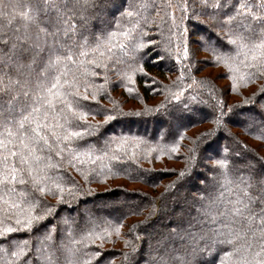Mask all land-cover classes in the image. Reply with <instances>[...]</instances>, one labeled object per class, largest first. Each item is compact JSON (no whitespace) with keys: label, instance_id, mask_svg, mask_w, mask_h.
I'll use <instances>...</instances> for the list:
<instances>
[{"label":"snow or ice","instance_id":"6c2138e0","mask_svg":"<svg viewBox=\"0 0 264 264\" xmlns=\"http://www.w3.org/2000/svg\"><path fill=\"white\" fill-rule=\"evenodd\" d=\"M164 7L180 13L179 24L177 18L171 15L172 26L169 29L170 35L177 37L175 56L178 62L189 57L190 47L184 40L185 37L190 40L193 35L185 22H193L195 26L203 23L200 16L207 15L226 31L231 50L221 52L223 45H215L207 30L201 31L195 42L211 51L217 62L231 65L234 72L238 71L236 65L239 64L255 68L260 75H264V0H238L237 3L233 0H176L175 3L164 0ZM149 8H157L155 0H142L138 4L135 0H127V6L125 0H0V254L6 258L5 264H59L57 249L53 246L54 227L37 235L34 247L31 239L14 236L21 231L39 233L44 228L43 222L55 215L57 208L44 204L40 197L56 195L57 204H61L65 195L77 194L74 182L72 187L66 188L64 178L59 174L53 176V170L62 167L61 160L64 159L73 167L77 163L104 159L119 161V156H109L107 151L96 155L101 150L91 142V138L99 136L102 129L117 116L153 114L145 109L135 113L106 114L102 123L90 124L87 121L88 115L100 114L101 110L93 111L86 102H96L104 88V85H96L89 80V77L99 75L96 71H89V68L95 66L107 70V60L111 59L115 47L108 45L112 44L117 33L102 30L93 42L81 32L89 20L109 11L118 27L125 18L134 20L139 17L131 29L136 31L141 22L150 23L146 16L141 15V10L146 12ZM168 17L165 12L161 23ZM181 24L184 25L183 31H180ZM131 31L123 30L119 35L129 36ZM142 35L147 36V32ZM162 42L148 40L146 44L139 40L131 47L119 44L124 56L130 59V63L116 60L117 64L126 65L127 71L120 74L128 84L133 82V73L147 75L137 65V61L142 59L139 55L141 50L148 45L159 47ZM45 45L48 59L37 70ZM172 45L173 40L169 38L163 49L168 56L172 55ZM28 53L32 54L31 59L25 63ZM80 57L84 59L80 60ZM72 66H76L78 71L72 72ZM236 78L232 77L233 80ZM239 79L243 80L244 76ZM235 87L233 83V89ZM127 91L131 93L133 89L127 87ZM261 97H264V85L246 98L242 105H230L227 111H224L223 105L219 106L211 121L214 127L193 140L188 148V163L179 173L177 181L183 179L197 162L201 141L210 142L234 120L249 127L255 123L257 117L264 114V99ZM174 98L179 99L178 96ZM154 114L160 115L159 111ZM165 115L175 122L177 130L206 119L205 116L195 115L188 105L179 111L175 108L166 111ZM170 128L171 124L168 129H161L162 138L170 134ZM179 138L184 139V136ZM260 138L264 139V129ZM132 141L137 144L142 142L136 137ZM111 142L127 144L130 141L123 136L106 139V143ZM235 144L236 150L232 154L245 161L243 171L246 174L236 180L229 179V149L225 146L224 155L214 163L220 169L217 175L230 185L227 190L233 198L224 200L221 194L198 209V214L216 227L191 237L194 247L186 256L178 258L180 264H264V158L256 157L240 141ZM178 147L173 143L170 152L175 153ZM106 167L111 173L112 167ZM177 181L165 186V193L152 202L151 210L141 224H146L155 215L159 200L175 187ZM17 186H20L19 190ZM200 199L203 201L206 197L201 195ZM221 204L223 207H220ZM129 207L135 212V207ZM64 223H68L66 218ZM138 227L140 225L134 226L131 231ZM113 233L120 235V224L108 221L107 226L99 231L92 228L79 239L72 237L69 245H64L62 241L59 250L64 264H101L103 252L88 250L89 246L102 248ZM135 239L139 242L141 236L137 235ZM97 241L100 243L97 244ZM201 241L203 247H200ZM125 246L130 248V252L123 254L125 264H129L131 254L137 251V244L125 240ZM156 264H166V261L160 258Z\"/></svg>","mask_w":264,"mask_h":264},{"label":"trees","instance_id":"16d2710c","mask_svg":"<svg viewBox=\"0 0 264 264\" xmlns=\"http://www.w3.org/2000/svg\"><path fill=\"white\" fill-rule=\"evenodd\" d=\"M135 2L138 4L142 0H135ZM173 2L175 3L176 0ZM233 2L237 3L238 0H233ZM155 4L157 8H149L146 12L141 10V15L146 16L150 23L141 22L136 31H131V29L135 20L140 19L139 17H135L134 20L125 18L118 27L111 11L89 20L86 28H81L83 35L88 36L93 42L102 30L117 33L113 37L112 44L108 45L109 47L115 45V47H113L111 59L107 60V70L104 67L91 66L89 68V71L99 73L95 77H89V80L96 85H104V88L96 102H86L93 111L101 110L100 114L88 115L87 121L90 124L102 123L106 114L135 113L145 109L151 110L153 114L117 116L102 129L99 136L91 138V142L101 150L97 151L96 155H102L103 151H107L109 156L112 154L119 156V161L104 159L84 164L77 163L73 167L67 163V159L55 158L61 160L62 167L53 170L52 175L62 176L66 188L72 187L74 182L78 189L77 194L65 195L64 202L61 204H57L56 195L47 194L40 197L44 204L57 208L55 215L43 222L44 228L40 229L39 233L28 234L21 231L15 233L14 236L31 239L34 247L37 243L35 237L41 235L45 229L54 227L53 246L57 249L59 264H64L59 250L62 241L64 245H69L72 237L79 239L84 232L92 228L99 231L107 226L108 221L119 222L120 235L116 236L113 233L110 241L104 242L102 248L90 245L88 249L103 252L101 264H125L123 254L130 252V248L125 246V240H131L137 244V251L131 254L129 264H156L160 258H164L166 264H180L178 258L186 256L194 247L191 237L216 227L205 221L204 217L198 214V209L208 200L221 194L224 200L233 198L227 190L230 185H227L217 175L220 169L214 163L216 159L224 155V147L227 146L229 149V179L231 180H236L246 174L243 171L245 161L239 162V159L232 154L236 150V141H240L243 146L252 150L256 157L264 158L258 147L247 144L239 136L241 133V136L259 141V148H262L264 139L260 137L264 129V123H261L264 114L258 116L256 122L250 127L234 120L228 123L227 128L222 129L210 142L201 141L197 162L183 179L177 181L179 173L188 163V148L192 146L193 140L214 127L211 121L219 106L223 105L224 111H227L230 105H242L246 98L252 96L264 85V75H260L255 68H245L239 64L236 65L238 71L234 72L231 65H226L222 61L217 62L216 56L211 51L193 42L195 36L198 39V34L207 30L215 45H223L220 48L221 52L231 50V46L227 44L226 31L218 27L215 21L207 15L200 16L203 23L195 24V26L193 22H185L193 35L190 40L187 37L184 40L190 47L189 57L178 62L175 56L177 37L171 36L169 29L172 26L171 15L177 18L179 24L180 13L171 8L165 9L164 0H155ZM125 6H127V0H125ZM157 9H159V15ZM7 11L11 10L7 9ZM165 12L169 14V17L161 23V16L165 15ZM116 15L118 16L119 13ZM183 28L184 25L181 24L180 31H183ZM123 30L131 31V35H119ZM144 32H147V36L142 35ZM169 38L173 40L171 56L163 51ZM139 40H143L146 44L148 40L163 42L159 47L148 45L146 49L141 50L139 55L142 59L137 61V65L142 67L147 75L139 72L133 73V82L128 84L120 74L127 71L126 65L117 64L116 60L123 59L126 63H130V59L124 56L119 44L124 43L131 47ZM5 51H7L6 48ZM200 52L204 54L202 58L198 56ZM31 55V53L26 55L25 63L29 62ZM40 57L42 61L37 66V70L42 68L43 62L48 59L47 45H45V51L40 53ZM96 59L99 58L96 57ZM202 66L220 68L226 84L219 86L211 77L201 74L204 68ZM70 70L77 72L78 68L72 66ZM241 75L244 76L243 80L239 79ZM233 76L237 78L233 80ZM105 77H107V83H105ZM233 83L236 85L235 89H233ZM127 87H131L133 91L128 92ZM177 96L179 99L174 98ZM162 104L163 108H161ZM185 105L194 110L195 115L205 116L206 119L177 130L175 122L170 121L165 113L174 108L177 111L182 110ZM113 109L115 111H112ZM157 111L160 115L154 114ZM184 123L188 122L184 121ZM170 124V134L162 138L161 129H168ZM181 135L184 139L179 138ZM121 136L130 142L127 144L106 143V139ZM133 137L140 138L142 142L137 144L132 141ZM173 143L179 145L175 153L170 152ZM106 166L112 167L111 173L108 172ZM214 176L216 179H213ZM168 177L170 181H167ZM118 181L121 183L114 184ZM173 181L177 183L163 199L159 200L158 211L146 224H141L148 216L152 202L161 197V194L165 193V186L172 184ZM126 183L145 187L129 190L125 186ZM17 187L19 190L20 186ZM99 187L103 188L99 189ZM180 189L183 193L179 196L174 195V192ZM135 193L140 195H135ZM35 195L39 196V193ZM120 195L127 196V199L119 201L117 198ZM201 195L206 199L202 201ZM108 201L111 205H107ZM130 205L135 207V212L131 211ZM220 207H223V204ZM65 218L68 220L67 224L64 223ZM136 225L140 227L131 231ZM70 229L71 236L69 235ZM137 235L141 236L139 242L135 239ZM203 246L204 243L201 241L200 247ZM5 262L6 258L0 254V264H5Z\"/></svg>","mask_w":264,"mask_h":264},{"label":"rangeland","instance_id":"374dc122","mask_svg":"<svg viewBox=\"0 0 264 264\" xmlns=\"http://www.w3.org/2000/svg\"><path fill=\"white\" fill-rule=\"evenodd\" d=\"M197 36H195V39L193 40V42H195L197 39ZM159 53H160V50L158 51ZM203 53L202 52H200L199 54H198V56L200 57V58H202L203 57ZM202 67H204L203 68V70H201V74H204L205 76H209V77H211L219 86H224L225 84H226V80H225V78H224V74H222V70L220 69V68H217V67H208V66H202ZM194 130V129H193ZM193 132V131H192ZM194 132H195V130H194ZM239 136H240V138L241 139H244V141H246V143L247 144H249V145H251V146H256V147H258V150H260V153L262 154V155H264V147H262V148H259V146H260V143H259V141H256V140H254V139H250V138H247L246 136H241V133H239ZM240 161H242V160H240L239 159V162ZM167 164H169L168 162H167ZM167 179V181H170V177H168V178H166ZM118 183H121L120 181H118V182H115L114 184H118ZM125 186L126 187H128V189L130 190H133V189H144V187L145 186H142V185H138V186H136L135 184H130V183H126L125 184ZM136 187V188H135ZM138 187V188H137ZM100 188H103V187H99V189ZM183 192H182V190L180 189V190H176L175 192H174V195H181ZM128 196H131L132 197V195H128ZM130 197V198H131ZM134 198V197H133ZM119 201H122V199H127V196L126 197H124L123 195H120V197L119 198H117ZM135 199V198H134ZM107 205H111V202L110 201H108L107 202Z\"/></svg>","mask_w":264,"mask_h":264}]
</instances>
